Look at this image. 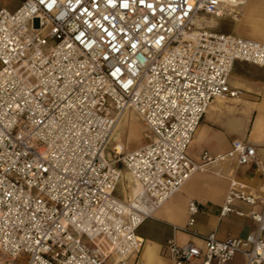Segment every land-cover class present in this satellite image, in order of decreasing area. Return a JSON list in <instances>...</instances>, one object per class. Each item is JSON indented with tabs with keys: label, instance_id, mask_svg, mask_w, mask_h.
<instances>
[{
	"label": "built area",
	"instance_id": "2783aa9c",
	"mask_svg": "<svg viewBox=\"0 0 264 264\" xmlns=\"http://www.w3.org/2000/svg\"><path fill=\"white\" fill-rule=\"evenodd\" d=\"M224 0H23L0 8V253L26 264H127L140 252L138 229L197 173L225 175L221 216H249L245 236H202L205 250L170 239L174 264H264V190L235 175L255 162L241 139L196 160L188 154L212 102L238 97L236 61L264 67V42L221 33L208 19L232 15ZM135 111L151 140L114 145L120 120ZM126 169L141 186L134 202L117 194ZM233 171V172H232ZM237 201L260 203L245 212ZM148 206L149 209H146ZM198 203L185 232L199 236ZM84 238L90 243H86Z\"/></svg>",
	"mask_w": 264,
	"mask_h": 264
},
{
	"label": "crops",
	"instance_id": "0c3cea01",
	"mask_svg": "<svg viewBox=\"0 0 264 264\" xmlns=\"http://www.w3.org/2000/svg\"><path fill=\"white\" fill-rule=\"evenodd\" d=\"M238 1L232 15L212 19L214 23L211 26L221 33L264 42V0ZM230 84L233 88L241 89L242 93L233 98L218 97L212 102L188 148V154L198 160L205 150L213 155L225 153L231 149L235 139H241L255 145L260 160L264 162V67L236 61ZM130 121L139 126L134 117ZM121 149L129 152L125 150L124 144ZM224 172L225 175L214 172L195 174L179 192L153 211L137 232L143 239V246L139 253L129 257L127 264H174L166 249L170 239L179 245L193 243L204 251L202 236L210 232L215 231L219 238L225 239L229 236H245L253 230L256 224L249 216H238L235 213L221 216V207L230 186L229 176L233 174L228 165L224 167ZM235 175L253 191L264 190V173L258 171L255 162L236 167ZM127 187L130 197L125 200L132 201L138 195L140 185L138 182L135 186L128 182ZM191 200L198 203L195 224L191 228L199 236L180 229L189 222ZM235 206L245 212L262 209L260 203L250 205L237 201ZM145 208L149 209L148 206ZM240 257L243 259L241 264H245L243 255H237L230 264ZM113 261L114 258H111L106 264H113ZM191 264H201V259Z\"/></svg>",
	"mask_w": 264,
	"mask_h": 264
},
{
	"label": "rangeland",
	"instance_id": "374dc122",
	"mask_svg": "<svg viewBox=\"0 0 264 264\" xmlns=\"http://www.w3.org/2000/svg\"><path fill=\"white\" fill-rule=\"evenodd\" d=\"M23 0H0V8L6 7L10 10H15L17 7H19L22 4ZM207 24L210 25V17L206 20ZM134 117L140 127L141 136L139 138H131V135L135 132H132L131 127V121L130 118ZM123 122V123H122ZM122 122L117 130V134L114 136L112 141L109 143L108 148L106 150V156L110 158L112 156L113 147L116 143L124 144L125 150L130 151L133 150L141 145L147 144L151 140V132L147 128V126L144 124L142 119L132 110H129L128 113H126L122 119ZM129 122V124L127 123ZM128 182H130L132 185H136L135 180L130 175V173L124 169L123 170V178L121 182L118 185L117 194L122 198H128L130 197ZM129 195V196H128ZM84 241L88 244H90L87 239L84 238ZM243 259L237 258L233 264H241ZM0 264H26L25 260L23 258H20L15 261H10L5 255L0 253Z\"/></svg>",
	"mask_w": 264,
	"mask_h": 264
},
{
	"label": "bare ground",
	"instance_id": "6f19581e",
	"mask_svg": "<svg viewBox=\"0 0 264 264\" xmlns=\"http://www.w3.org/2000/svg\"><path fill=\"white\" fill-rule=\"evenodd\" d=\"M225 1V5H226V7H230V5L233 3V1H235V3H239V1L238 0H224ZM206 20H207V18H206ZM212 23H214L213 22V20L211 19V21H210V25L212 24ZM123 119V118H122ZM122 119L120 120V122L118 123V125H117V128H116V132H117V130H118V128H119V126H120V124H121V122H122ZM123 123V122H122ZM128 124H129V122H127ZM130 129H132V132H134L132 135H131V138H139L140 136H141V131H140V127L139 126H137L133 121H131V127H130ZM122 143V142H121ZM121 143H117V146H118V148H119V150L120 151H123L121 148L123 147V145L121 144ZM141 192V186H140V191H139V193ZM138 193V194H139ZM135 199V198H134ZM132 200V201H128V202H134L135 200Z\"/></svg>",
	"mask_w": 264,
	"mask_h": 264
}]
</instances>
